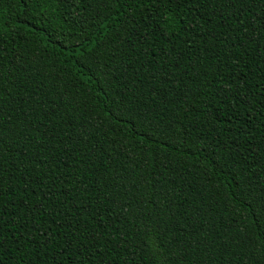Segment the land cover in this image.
<instances>
[{
	"label": "trees",
	"instance_id": "obj_1",
	"mask_svg": "<svg viewBox=\"0 0 264 264\" xmlns=\"http://www.w3.org/2000/svg\"><path fill=\"white\" fill-rule=\"evenodd\" d=\"M0 264H264V0H0Z\"/></svg>",
	"mask_w": 264,
	"mask_h": 264
},
{
	"label": "snow or ice",
	"instance_id": "obj_2",
	"mask_svg": "<svg viewBox=\"0 0 264 264\" xmlns=\"http://www.w3.org/2000/svg\"><path fill=\"white\" fill-rule=\"evenodd\" d=\"M2 230H3V226H2V225H0V232H2Z\"/></svg>",
	"mask_w": 264,
	"mask_h": 264
}]
</instances>
